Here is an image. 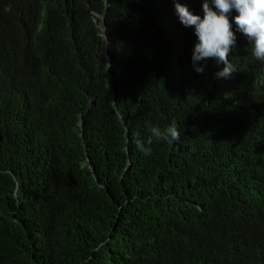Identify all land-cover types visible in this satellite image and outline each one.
Here are the masks:
<instances>
[{"label":"trees","instance_id":"1","mask_svg":"<svg viewBox=\"0 0 264 264\" xmlns=\"http://www.w3.org/2000/svg\"><path fill=\"white\" fill-rule=\"evenodd\" d=\"M176 3L0 0V264H264V61Z\"/></svg>","mask_w":264,"mask_h":264},{"label":"clouds","instance_id":"2","mask_svg":"<svg viewBox=\"0 0 264 264\" xmlns=\"http://www.w3.org/2000/svg\"><path fill=\"white\" fill-rule=\"evenodd\" d=\"M202 7L203 18L190 12L181 3L175 5L181 23L185 27H194L198 38L192 53L194 66L199 61L213 58L217 63L223 61L226 65L221 72L216 74L218 77H227L234 71L229 62V53L236 43L232 21L229 19L233 10L237 13L234 21L238 30L253 44V55L256 59L264 61V0H203ZM195 70L203 72L204 68L196 66ZM151 137L172 143L179 140L180 132L173 121L164 130L153 127ZM135 143L141 151L150 152V149L144 148L139 140ZM149 143H151V138Z\"/></svg>","mask_w":264,"mask_h":264},{"label":"water","instance_id":"3","mask_svg":"<svg viewBox=\"0 0 264 264\" xmlns=\"http://www.w3.org/2000/svg\"><path fill=\"white\" fill-rule=\"evenodd\" d=\"M96 15H99V14L96 13ZM99 26L101 27L102 30H104V26H103V25H99ZM103 35H104V31H103ZM105 42H107V39H105ZM109 87L111 88V90H112V92H113V97H115V96H116V93H115V91H114V85H113V83H112L111 80H110V82H109ZM114 106H115V108H117L116 102H114ZM119 115H120V113H119ZM91 170H92V172H93L94 177L97 178V177H96V174H95V172H94V168H93V167L91 168ZM17 190H18V188L16 189V192H17Z\"/></svg>","mask_w":264,"mask_h":264}]
</instances>
